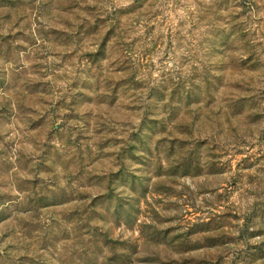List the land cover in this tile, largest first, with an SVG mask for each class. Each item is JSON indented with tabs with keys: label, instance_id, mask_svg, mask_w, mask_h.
Masks as SVG:
<instances>
[{
	"label": "rangeland",
	"instance_id": "374dc122",
	"mask_svg": "<svg viewBox=\"0 0 264 264\" xmlns=\"http://www.w3.org/2000/svg\"><path fill=\"white\" fill-rule=\"evenodd\" d=\"M0 264H264V0H0Z\"/></svg>",
	"mask_w": 264,
	"mask_h": 264
}]
</instances>
